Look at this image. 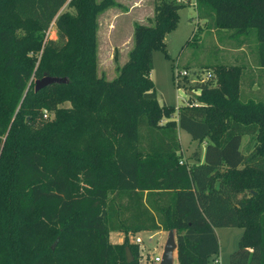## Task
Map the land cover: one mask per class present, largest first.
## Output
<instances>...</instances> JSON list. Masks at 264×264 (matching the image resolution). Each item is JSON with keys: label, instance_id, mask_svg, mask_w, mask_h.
<instances>
[{"label": "trees", "instance_id": "1", "mask_svg": "<svg viewBox=\"0 0 264 264\" xmlns=\"http://www.w3.org/2000/svg\"><path fill=\"white\" fill-rule=\"evenodd\" d=\"M114 3L0 0V264H139L129 235L158 230L173 231L176 264H209L216 227L241 228L229 264H264V102H241V67L222 64L194 86L196 104L158 102L152 52L167 56L175 0H153L116 76H96V17ZM194 6L210 27L254 38L264 68V0ZM43 74L66 81L34 92ZM177 126L205 141L200 163L181 161Z\"/></svg>", "mask_w": 264, "mask_h": 264}, {"label": "rangeland", "instance_id": "2", "mask_svg": "<svg viewBox=\"0 0 264 264\" xmlns=\"http://www.w3.org/2000/svg\"><path fill=\"white\" fill-rule=\"evenodd\" d=\"M114 1L113 6L100 11L96 17V76H101L106 80L114 78L118 68L127 59L133 44V24H151L153 17V0ZM175 1L186 6L177 10L176 27L164 38L167 56L165 57L160 50L152 52V69L149 72V78L153 83L158 102L176 109L184 104L197 103L194 88L197 82L192 80V71L199 72L201 76H204L205 70L210 69L214 64L235 65L242 58L250 67L255 60V51L254 38L246 39L241 37L242 35L236 38V36L230 35L232 30L229 29H223L224 32L216 29L212 32L209 30V22L199 18L195 7L189 5L190 0ZM65 9H67L65 6L61 8V10ZM48 35L47 37L50 39L55 38L53 25L48 28ZM239 41H242L241 45L238 44ZM248 67H244V69H249ZM181 69H186L188 75L183 79L185 80L183 87H177L175 79ZM252 77L257 78L256 80L260 84L264 80V72L255 71ZM35 79L37 77L31 78L30 85H33ZM214 82L213 80L210 84ZM256 93H264V88ZM61 105L68 106V103L65 102ZM42 117L50 119L52 113L44 110ZM176 118L177 115L174 112L171 119L176 120ZM176 131L182 155L181 161L191 165L196 164L200 160L203 141L198 142L192 139L178 126ZM254 146L255 141L252 137H243L240 150L243 154H248L253 151ZM214 230L218 241V252L215 255L218 262L215 264H229L230 254L237 249L241 228L216 227ZM148 235L150 233L147 231L138 232L144 245L143 252L152 257L162 250L166 231L152 235L149 240L147 239ZM109 240L110 242L115 241L113 235ZM211 262L210 258L209 263Z\"/></svg>", "mask_w": 264, "mask_h": 264}, {"label": "crops", "instance_id": "3", "mask_svg": "<svg viewBox=\"0 0 264 264\" xmlns=\"http://www.w3.org/2000/svg\"><path fill=\"white\" fill-rule=\"evenodd\" d=\"M189 5L195 7L194 6V0H190ZM184 6H186V5H184ZM209 28H210L209 30H211L212 32H214L216 30V28H213V27H209ZM218 30L221 31V32H224V31H222L223 29H218ZM238 44H240V43H238ZM238 49H241V48H238ZM238 62L239 63H235V65L241 67L239 80H238V90H239L238 99L241 102H246V101H249V100L254 101V102H257V101L264 102V93H256V92H258V90H261V91L263 90V88H264V80H262L260 82V84H259L258 81L256 80L257 78L254 79L252 77V75H253V73L255 71H263L264 72V68L257 66L256 58H255L253 64L250 65V67H248V64L246 63L244 58L239 59ZM247 62H249V61H247ZM244 67H248L249 69H244ZM197 93H198V90H196L195 95ZM176 135H177V133H176ZM243 137H247V136H242V138ZM242 138H241V140H242ZM204 144H205V141L203 140V145H202V150H201L202 153H201V156H200V160L197 163H200L202 161ZM179 152H181V150H179ZM149 233L152 236V235H154L156 233H164V231L158 230V231L149 232ZM136 234H138V233H136ZM111 235H113V238L115 240V241H112V243H120L122 241V234L120 232H111V233H109V238L111 237ZM129 241H130V239H129ZM173 255H174L173 264H176L175 253ZM213 257H211V261L212 260H216L217 261V257L216 256L214 258Z\"/></svg>", "mask_w": 264, "mask_h": 264}, {"label": "built area", "instance_id": "4", "mask_svg": "<svg viewBox=\"0 0 264 264\" xmlns=\"http://www.w3.org/2000/svg\"><path fill=\"white\" fill-rule=\"evenodd\" d=\"M45 35L46 37L49 36L48 30ZM192 74H193L192 80L197 82V85L214 80V74L212 73L210 69L205 70L204 76H201V74H199V72H196V71H192ZM187 75H188V71L186 69H181L180 71H178V76L175 79V84L177 87H183V83L185 81L183 79L187 78ZM191 104H195V103H190V105ZM150 238H151V235H148L147 239L149 240ZM129 239L131 243L137 245L138 247L139 264H159L161 250L159 253H156L152 257H149L147 256L146 253L143 252L144 245H143L141 237L138 236V234L130 235ZM216 262H217L216 260H212V262L209 264H215Z\"/></svg>", "mask_w": 264, "mask_h": 264}, {"label": "water", "instance_id": "5", "mask_svg": "<svg viewBox=\"0 0 264 264\" xmlns=\"http://www.w3.org/2000/svg\"><path fill=\"white\" fill-rule=\"evenodd\" d=\"M65 77H57V76H49L43 74L40 78L33 80V91L36 92L44 86H47L52 83H63L65 82ZM253 194L254 192L251 191ZM175 237L172 230H168L166 232V239L162 246L161 255H160V262L159 264H173L174 261V253H175ZM124 255L125 260L127 262L132 260L131 253L127 246L124 247ZM176 258V255H175Z\"/></svg>", "mask_w": 264, "mask_h": 264}]
</instances>
